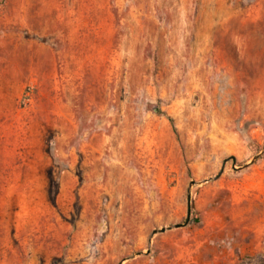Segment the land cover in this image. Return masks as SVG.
<instances>
[{
  "label": "rangeland",
  "instance_id": "374dc122",
  "mask_svg": "<svg viewBox=\"0 0 264 264\" xmlns=\"http://www.w3.org/2000/svg\"><path fill=\"white\" fill-rule=\"evenodd\" d=\"M0 264H264V0H0Z\"/></svg>",
  "mask_w": 264,
  "mask_h": 264
},
{
  "label": "water",
  "instance_id": "95a60500",
  "mask_svg": "<svg viewBox=\"0 0 264 264\" xmlns=\"http://www.w3.org/2000/svg\"><path fill=\"white\" fill-rule=\"evenodd\" d=\"M229 161H232V162H233V164H232V170H234V171L238 170V169L235 167V163H234L233 159H226V160L223 162V164H222V168H221L220 172H219L218 175L214 178L215 180H217V179L222 175V173L224 172V168H225L226 164H227ZM192 185H194V182H192V183L190 184V186H192ZM190 212H191V204H190V196H188V198H187V218H186L185 223H184L183 225H175V226H173V227L171 226V227L163 228V229H161V230H159V231H153L152 235H155V234H157V233H164L165 231L170 230V229H172V228L177 229V228H182V227L187 226V225L189 224V222H190Z\"/></svg>",
  "mask_w": 264,
  "mask_h": 264
}]
</instances>
